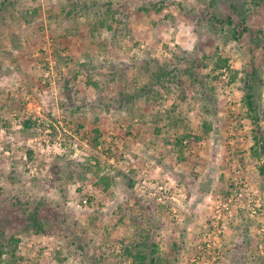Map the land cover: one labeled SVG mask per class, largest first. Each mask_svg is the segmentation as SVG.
Listing matches in <instances>:
<instances>
[{
  "label": "rangeland",
  "instance_id": "obj_1",
  "mask_svg": "<svg viewBox=\"0 0 264 264\" xmlns=\"http://www.w3.org/2000/svg\"><path fill=\"white\" fill-rule=\"evenodd\" d=\"M235 1L251 27L239 40L210 29L211 0H0V264L10 239L20 264H138L144 237L165 264H190L199 226L234 182L264 210V153L243 100L253 64L264 130V0ZM202 149L229 182L188 218ZM248 217L256 234L237 213L223 230L227 255L244 254L234 264L260 261Z\"/></svg>",
  "mask_w": 264,
  "mask_h": 264
},
{
  "label": "trees",
  "instance_id": "obj_2",
  "mask_svg": "<svg viewBox=\"0 0 264 264\" xmlns=\"http://www.w3.org/2000/svg\"><path fill=\"white\" fill-rule=\"evenodd\" d=\"M217 3H218L217 0H211L210 8H212V11H210V17L208 19V21L210 22L211 30H216L217 28L216 23H219L220 25H226L229 27L228 29L229 33L227 36L228 37L233 36V38L236 40H239L244 34L250 32L251 27L247 23L245 17L246 9H243L244 3L240 5L239 4L240 1L225 0V3H228L230 12H225L220 14L216 11L214 7V5H216ZM108 28H110L109 25ZM218 60H220V62L216 63L215 65L216 67L221 68L227 64V58L222 59L218 57ZM161 75H162L161 73L158 74L159 77ZM247 76H249L247 77V80L250 82V85L246 84L247 90H244L243 100L246 102V105L248 107L247 115H248L249 123L252 124L250 128V133L254 142L253 149L255 151H261L262 153H264V130L260 123L261 116L257 111V106L254 101V92H253L255 89L254 88L255 85H257L259 82L262 83V79L259 76L256 66L253 64L250 66V71L248 72ZM96 141L97 139L94 138L95 145H96ZM261 173L264 175V169H261ZM108 184L109 182L102 183V185H104V188ZM35 227L40 229L41 225L38 222H36ZM8 244L12 246L11 249L8 251L11 260L10 264H20L21 262H23L22 255H19L16 250V245H17L16 239H10ZM138 246L140 247L142 246V248L136 250L134 253L135 255H133L134 261L137 260L140 261V263L138 264H165L166 260H169L166 251L162 250V248L157 243L149 241L148 237H144Z\"/></svg>",
  "mask_w": 264,
  "mask_h": 264
},
{
  "label": "built area",
  "instance_id": "obj_3",
  "mask_svg": "<svg viewBox=\"0 0 264 264\" xmlns=\"http://www.w3.org/2000/svg\"><path fill=\"white\" fill-rule=\"evenodd\" d=\"M149 193L159 200L162 199L160 191L149 189ZM237 211H244L255 219L259 240L255 245L254 253L260 259L255 264H264V210L259 206V199L254 192L241 181L234 182L229 192L213 203L207 221L199 226V241L191 256L190 264H225L228 255L222 241L224 222Z\"/></svg>",
  "mask_w": 264,
  "mask_h": 264
},
{
  "label": "crops",
  "instance_id": "obj_4",
  "mask_svg": "<svg viewBox=\"0 0 264 264\" xmlns=\"http://www.w3.org/2000/svg\"><path fill=\"white\" fill-rule=\"evenodd\" d=\"M207 151V150H205ZM203 149L200 152V156L198 159H200L202 162H204V164L200 165L197 167V171H198V175H196V179L194 178L193 184H190V194H191V198L190 200L186 203V206L184 207L185 211H186V216L188 214V218H193L192 215H194L196 218L198 217L200 218V215L198 212L200 213H206V206L208 205L207 203H210L212 201V198H216V196L221 193L222 191H224L226 189V186L229 182L228 180V176L227 173L225 171H223V166L220 164H216V160L212 159L209 157L208 152L203 153ZM247 154H245L246 156ZM218 160V158H216ZM215 164L217 165L216 170H214ZM220 165V169H221V173L219 176L220 180H216V172L218 171V167ZM215 179V180H214ZM182 211L180 210L179 213H181ZM194 213V214H192ZM236 214V213H235ZM234 214V215H235ZM237 214H241L242 217L244 218V220H249V224L250 225H246L247 223H244V225H246V227L248 228V226H250L249 228L254 230V234H256L255 228L253 227V221L251 223V219L248 217V214L244 211H237ZM233 215V216H234ZM232 216V217H233ZM247 216V217H245ZM181 220L183 221L185 219V217L183 218L182 215H180ZM197 218V219H198ZM184 222V221H183ZM195 223V225L197 224V226L200 225V220L195 219L194 222H192V224ZM234 224V222H230V219L228 221L225 220L224 222V229L227 230L228 227H231ZM245 226H241V229L243 232L247 233L246 230H248ZM249 229V230H250ZM197 231V230H196ZM226 232V231H225ZM223 234V237H225L226 241H228L227 238H229V234ZM231 232V231H230ZM233 241L234 246H236V243L238 242L237 239ZM242 240V238H239ZM231 240H234V238H231ZM237 241V242H236ZM190 244V241H188L187 239H185L184 242V246L187 247V245ZM195 244V243H194ZM192 244V245H194ZM195 248V245H194ZM231 255L225 260V264H234V261H238L241 260L243 261L244 259V254L242 252V250H240V248H237V250L234 248V250H231ZM229 258H232L231 260ZM259 262V260H257ZM181 264V263H180ZM185 264V263H184Z\"/></svg>",
  "mask_w": 264,
  "mask_h": 264
}]
</instances>
